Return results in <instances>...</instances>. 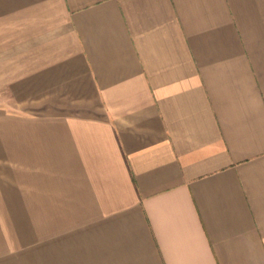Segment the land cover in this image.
Returning a JSON list of instances; mask_svg holds the SVG:
<instances>
[{
    "label": "crops",
    "instance_id": "0c3cea01",
    "mask_svg": "<svg viewBox=\"0 0 264 264\" xmlns=\"http://www.w3.org/2000/svg\"><path fill=\"white\" fill-rule=\"evenodd\" d=\"M0 264H264V0H0Z\"/></svg>",
    "mask_w": 264,
    "mask_h": 264
}]
</instances>
